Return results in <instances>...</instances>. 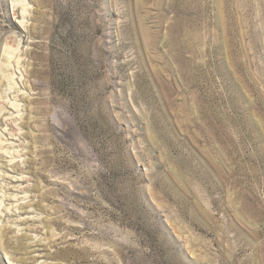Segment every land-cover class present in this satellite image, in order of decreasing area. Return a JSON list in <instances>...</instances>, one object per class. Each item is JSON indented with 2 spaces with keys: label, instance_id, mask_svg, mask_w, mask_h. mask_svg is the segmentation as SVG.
<instances>
[{
  "label": "rangeland",
  "instance_id": "1",
  "mask_svg": "<svg viewBox=\"0 0 264 264\" xmlns=\"http://www.w3.org/2000/svg\"><path fill=\"white\" fill-rule=\"evenodd\" d=\"M0 264H264V0H0Z\"/></svg>",
  "mask_w": 264,
  "mask_h": 264
}]
</instances>
